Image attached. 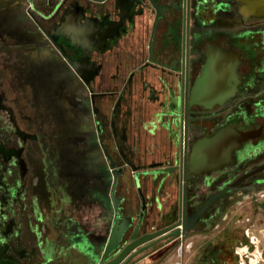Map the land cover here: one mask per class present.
<instances>
[{
	"label": "flooded vegetation",
	"instance_id": "1",
	"mask_svg": "<svg viewBox=\"0 0 264 264\" xmlns=\"http://www.w3.org/2000/svg\"><path fill=\"white\" fill-rule=\"evenodd\" d=\"M261 4L264 0H0V54L20 47L29 56L28 67L35 64L48 78L63 80L65 90L55 118L63 131L56 135L45 130L39 106L29 103L23 88L0 82V264H97L114 223L113 190L122 217L130 219L123 243L133 241L142 198L146 207L134 240L165 230L136 249L128 264H138L215 227L218 207L229 208L239 193L264 187ZM211 48L238 56L236 90L222 105L189 108L187 155L195 142L227 127L257 134L233 153L232 162L184 179L179 166L184 96ZM79 89L86 105L73 109L71 95ZM77 118L93 128L88 144L100 167L92 188L102 192V183L110 192L107 235L88 232L80 218L88 203L82 212L76 197L87 195L83 164L89 148L71 131ZM147 183L150 197L144 193ZM157 189L176 190L177 200L171 192L159 201ZM122 190H134L136 212L127 209L131 201ZM184 212L190 228L182 234ZM37 221L44 231L39 239ZM230 235L223 230L206 242V262L230 248Z\"/></svg>",
	"mask_w": 264,
	"mask_h": 264
},
{
	"label": "rangeland",
	"instance_id": "2",
	"mask_svg": "<svg viewBox=\"0 0 264 264\" xmlns=\"http://www.w3.org/2000/svg\"><path fill=\"white\" fill-rule=\"evenodd\" d=\"M19 48L12 49L13 52L11 53L2 52L0 54V82H10L15 89L17 87L23 88L29 103L39 106L41 112L39 120H46L47 122L44 127L45 130L51 132L55 131L56 135H59V131H63V128L61 127V123L57 122L55 118H60L61 106L65 104L63 80L59 81L48 78V75L39 71L35 64L30 65L32 69L28 67L29 56H24V52L19 50ZM58 81L61 83L59 88L55 87V83ZM74 92L75 94L71 95L73 101H71L70 105L72 108L77 109V107L82 105V102L83 106L86 105V102L83 100L86 93L81 89L75 90ZM58 94H60V96H58ZM53 113H55V115ZM83 120L84 119L79 121L78 119L76 123L73 124L71 131L75 136L81 138L82 141L88 144L90 141L88 136L92 134L93 128L89 125V121ZM89 145L90 144H88L89 149L87 153H85L87 155L85 158L86 163L83 164V174L87 176L86 182L88 191L86 197L82 199L80 192H78L76 200L79 202L78 206L82 208V212H84V207H86L83 202L87 201L88 203L86 212L80 216L82 222L84 221L83 225L85 229L90 233H102L103 235H107L110 230L113 215V209L110 203L111 200L109 198L110 192L109 189L107 190L105 186H102V183L99 184V187L101 185L104 191L95 192L93 190L94 188H92V185L95 184L93 175L96 172L97 166L99 168L100 165H96V158ZM107 179L108 177H104L105 182H107ZM146 185H148V183ZM148 187L152 192L151 186L149 185ZM159 190L160 189H157L155 193L159 196V201H161L164 189ZM120 194L126 196L129 199L128 202L131 201L127 209H132L136 212L139 202L137 201L134 190H130V192L122 190ZM101 196H103L104 200H101ZM172 197L174 201L177 200L176 190L172 192ZM155 207L157 206L155 205ZM263 208L264 187L256 188L245 193H239L231 207L217 208L215 227L211 225L203 231L190 235L183 245L178 243L168 254H163V251H159L151 256H145L138 261V264H264ZM37 209L38 212L35 214L40 215L42 206H38ZM46 210L45 208L44 212H46ZM33 216L32 214V218ZM29 219V224H36V220ZM37 225L38 230H36V232L39 233L37 237V239H39L44 231L42 230L41 223L38 221ZM223 230L231 234L230 248L228 247V250L222 249L220 252L217 251L213 261L206 262L205 258H207L206 254L208 250L206 242L209 240L212 241V239H214L213 237L217 236L219 232ZM190 245L192 246L190 247ZM204 254L206 257H204Z\"/></svg>",
	"mask_w": 264,
	"mask_h": 264
},
{
	"label": "water",
	"instance_id": "3",
	"mask_svg": "<svg viewBox=\"0 0 264 264\" xmlns=\"http://www.w3.org/2000/svg\"><path fill=\"white\" fill-rule=\"evenodd\" d=\"M238 64V56L234 53L217 48L209 49L201 75L196 79L190 95L185 94L184 96L185 139L183 142V157L179 162L180 171L184 170V179H186L187 174L197 175L232 162L233 153L238 150L244 142L254 138L257 134V131L244 132L234 127H227L219 130L212 137L203 138L195 142L191 148L190 154L187 155L186 130L189 108L193 105H199L206 109H211L214 105H222L232 97L236 90L235 83L237 82L236 70ZM153 176L156 178V173H154ZM135 180L138 183L139 179L137 174H135ZM112 198L115 208L114 223L111 233L105 243L102 258L97 264H128L138 247L143 246L153 238H157L159 235L163 234L165 230H160L152 234H145L134 240L146 207L145 200L142 198L143 205L140 222L135 229L132 238L133 241L129 244L123 243L124 233L130 228V219L125 221V218L122 217L119 199L115 197L114 190L112 192ZM208 205L209 203L205 205L191 221L194 222ZM120 219L122 222L119 224ZM186 223L187 220L185 219L184 212L181 230L182 234L190 228ZM173 235L179 236L177 233H173Z\"/></svg>",
	"mask_w": 264,
	"mask_h": 264
},
{
	"label": "crops",
	"instance_id": "4",
	"mask_svg": "<svg viewBox=\"0 0 264 264\" xmlns=\"http://www.w3.org/2000/svg\"><path fill=\"white\" fill-rule=\"evenodd\" d=\"M144 193H145V195L147 196V197H150V195H151V190H150V188L148 187V185H146L145 186V188H144ZM172 191L171 190H169V189H164V191H163V196H162V202L164 203L165 202V196L166 195H168V194H170ZM171 199H172V201H173V197L171 196Z\"/></svg>",
	"mask_w": 264,
	"mask_h": 264
},
{
	"label": "bare ground",
	"instance_id": "5",
	"mask_svg": "<svg viewBox=\"0 0 264 264\" xmlns=\"http://www.w3.org/2000/svg\"><path fill=\"white\" fill-rule=\"evenodd\" d=\"M258 5V4H257ZM262 5V4H261ZM263 6V5H262ZM264 7V6H263ZM247 10V9H246ZM251 11V10H250ZM247 253V252H246ZM241 254V253H240Z\"/></svg>",
	"mask_w": 264,
	"mask_h": 264
}]
</instances>
